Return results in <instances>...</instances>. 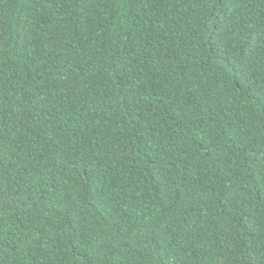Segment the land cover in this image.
I'll use <instances>...</instances> for the list:
<instances>
[{
    "label": "trees",
    "instance_id": "1",
    "mask_svg": "<svg viewBox=\"0 0 264 264\" xmlns=\"http://www.w3.org/2000/svg\"><path fill=\"white\" fill-rule=\"evenodd\" d=\"M0 264H264V0H0Z\"/></svg>",
    "mask_w": 264,
    "mask_h": 264
}]
</instances>
